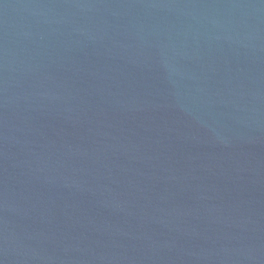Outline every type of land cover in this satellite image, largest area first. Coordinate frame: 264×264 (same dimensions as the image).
I'll list each match as a JSON object with an SVG mask.
<instances>
[{"label": "water", "instance_id": "95a60500", "mask_svg": "<svg viewBox=\"0 0 264 264\" xmlns=\"http://www.w3.org/2000/svg\"><path fill=\"white\" fill-rule=\"evenodd\" d=\"M0 264H264V0H0Z\"/></svg>", "mask_w": 264, "mask_h": 264}]
</instances>
